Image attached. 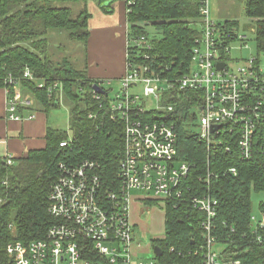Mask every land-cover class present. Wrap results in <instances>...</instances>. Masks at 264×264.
Wrapping results in <instances>:
<instances>
[{"label": "trees", "instance_id": "16d2710c", "mask_svg": "<svg viewBox=\"0 0 264 264\" xmlns=\"http://www.w3.org/2000/svg\"><path fill=\"white\" fill-rule=\"evenodd\" d=\"M73 1L78 0H0V86L6 87L10 74L20 78L23 90L32 93L48 111L60 103L48 96L47 88H39L34 81L24 79L23 74L29 68L40 79L62 82L65 101L71 105L73 130L68 147L60 146L69 139L68 133L50 127L44 148L15 158L13 165L0 157V264H9L6 249L10 242L28 243L44 238L54 222L48 211V196L60 162L76 164L92 160L100 165L106 187L114 186L118 180L123 123L111 119L109 96L95 98L94 84L98 81L88 77L86 71L75 68L68 58L55 62L49 53L48 34L52 29L68 30L72 40L88 41L90 15L87 9L73 17L70 7L57 5ZM131 1L127 16L129 36L151 37L146 26L157 31V35L151 37L149 52L155 71L171 78L186 74L201 34L200 1ZM247 14L256 24L255 41L260 61V55H264V0H249ZM219 26L230 38L237 37L238 22L227 21ZM130 53L131 59H141L135 49ZM260 98L264 102V92ZM163 103L175 107L167 114V120L174 124L178 134V158L189 163L190 172L182 184L184 198L166 202L167 237L155 241V245L163 249L159 260L168 263L188 260L183 254L201 243L203 219V213L190 199L211 194L220 203L215 223L217 235L227 244V254L241 264H264V242L257 240L258 233L251 219L252 193L264 194V103L250 159L242 158L238 136L231 138L226 132L221 137L222 142L208 144L191 129L196 127L200 92L174 89L165 95ZM90 114L94 117L90 118ZM190 119L194 123L187 127ZM228 146L231 152L227 151ZM233 168L236 175L231 172ZM259 209L264 220V199ZM170 247L175 248V253H168Z\"/></svg>", "mask_w": 264, "mask_h": 264}, {"label": "built area", "instance_id": "2783aa9c", "mask_svg": "<svg viewBox=\"0 0 264 264\" xmlns=\"http://www.w3.org/2000/svg\"><path fill=\"white\" fill-rule=\"evenodd\" d=\"M199 1L202 37L196 40L186 74L171 78L156 72L149 53L151 37L128 34L127 64L119 79L120 91L111 98L102 84H111L112 80L94 84L105 90L104 94L95 90L94 97L108 95L111 119L123 123V153L117 182L106 187L100 165L95 161L60 162L48 196V211L54 222L44 238L28 243L10 242L6 249L9 264H241L227 254V244L217 235L215 218L220 203L211 194L190 199L203 213L202 240L188 254L180 253L189 257L186 262L141 260L133 253L136 238L131 222V190L163 196L164 202H176L184 198L182 184L190 172L189 163L178 158V134L174 124L167 120V114L175 107L163 103L167 93L174 89L200 92L201 103L196 109L199 139L208 144L222 142L221 137L227 132L231 138L238 136L243 159L253 155L254 135L264 103L260 98L264 92V67L254 57L237 72L229 68L230 41L237 38L244 41L246 36L230 38L211 18V0ZM134 49L140 60L130 58ZM220 62L226 64L222 69L218 67ZM23 78L34 81L39 88H47L48 96L59 103L63 101L62 82L40 79L29 68ZM22 87L20 78L11 74L7 77L8 112L14 120L33 118L18 112L20 105H31ZM71 141L72 138L66 139L60 146L68 147ZM227 151L231 152L229 146ZM6 159L9 165L15 163L12 155ZM231 172L237 174L234 168ZM251 219L257 240L264 242V220L254 215ZM218 245L226 248L219 250ZM168 253H175V248L170 247Z\"/></svg>", "mask_w": 264, "mask_h": 264}, {"label": "rangeland", "instance_id": "374dc122", "mask_svg": "<svg viewBox=\"0 0 264 264\" xmlns=\"http://www.w3.org/2000/svg\"><path fill=\"white\" fill-rule=\"evenodd\" d=\"M248 1L249 0H211L210 2L211 18L217 24L224 25L227 21H236L238 22V27L235 29L236 35L239 37L246 36L244 41L240 38L230 41L227 64L234 72H237L239 68L246 65L248 60L259 57L255 41L256 24L247 14ZM57 5L70 7L73 11V17H76L83 8L81 2L57 3ZM101 7L107 12H111V9L107 5V1H104ZM198 26L202 32V26L200 24ZM146 31L150 33L151 37L155 36V34L157 35L156 29L152 26H146ZM69 33L68 30L52 29L48 34L50 44L49 53L55 62H60L62 59L68 58L78 70L88 71L92 67L98 66L97 64H99L100 58L108 57L109 54L111 55V47L106 50H99L97 48V55L94 57L88 41L85 43L72 40ZM199 37H202V34H200ZM260 59V64L264 67L263 54L260 55ZM107 80L110 79H100L96 81ZM102 87L109 91L111 98H113L116 93L120 91L121 82L119 79H112L111 84L104 83ZM193 123L194 121L190 119L189 122H187V127ZM198 123L199 116H197L196 127L191 128L197 133L200 132ZM49 126L66 131L69 139L73 136V130L71 128V105L65 101L64 95L60 105L49 110ZM130 194L132 197L130 202L131 222L135 229L136 238V243L133 248L135 258L141 260L159 259L154 251L155 241H162L167 237V205L166 202L163 201L164 197L156 196L138 189H132ZM263 199V193H252L253 215L258 219L261 218L259 206ZM225 248L226 247L223 245L217 246L219 250H224Z\"/></svg>", "mask_w": 264, "mask_h": 264}, {"label": "crops", "instance_id": "0c3cea01", "mask_svg": "<svg viewBox=\"0 0 264 264\" xmlns=\"http://www.w3.org/2000/svg\"><path fill=\"white\" fill-rule=\"evenodd\" d=\"M104 1H107L111 12L101 7ZM73 2H81L82 10L87 9L90 15L88 43L92 55L94 57L97 55V48L99 50L112 48L111 55L100 58L97 67L86 71L88 77L94 80L120 79L125 74L127 64V40L130 28L127 18V0ZM23 93L29 96L31 105L28 107L20 105L18 112L25 117L32 115L33 118L14 120L9 117L7 90L4 86H0V157L6 158L12 155L14 158H19L27 156L31 150L46 146V135L51 127L49 126V110L47 111L32 93H26L24 90Z\"/></svg>", "mask_w": 264, "mask_h": 264}, {"label": "water", "instance_id": "95a60500", "mask_svg": "<svg viewBox=\"0 0 264 264\" xmlns=\"http://www.w3.org/2000/svg\"><path fill=\"white\" fill-rule=\"evenodd\" d=\"M225 63L224 62H220L218 63V67L219 68H224L225 67ZM94 88L95 90L98 92V93H101V94H104L105 93V90L102 89V87H100L99 85H94ZM215 129H218V127H216ZM194 243V241H193ZM154 251H155V254L158 256V257H161L163 255V249L162 247H160L159 245H155L154 246Z\"/></svg>", "mask_w": 264, "mask_h": 264}]
</instances>
